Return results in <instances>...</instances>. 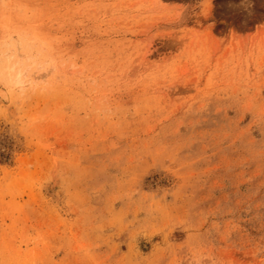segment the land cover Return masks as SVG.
<instances>
[{
  "label": "rangeland",
  "instance_id": "rangeland-1",
  "mask_svg": "<svg viewBox=\"0 0 264 264\" xmlns=\"http://www.w3.org/2000/svg\"><path fill=\"white\" fill-rule=\"evenodd\" d=\"M0 264H264V0H0Z\"/></svg>",
  "mask_w": 264,
  "mask_h": 264
},
{
  "label": "bare ground",
  "instance_id": "bare-ground-1",
  "mask_svg": "<svg viewBox=\"0 0 264 264\" xmlns=\"http://www.w3.org/2000/svg\"><path fill=\"white\" fill-rule=\"evenodd\" d=\"M19 80V79H18ZM48 193V192H47ZM51 195V194H50Z\"/></svg>",
  "mask_w": 264,
  "mask_h": 264
}]
</instances>
